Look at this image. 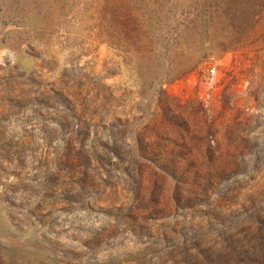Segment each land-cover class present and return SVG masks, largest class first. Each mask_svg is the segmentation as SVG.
Listing matches in <instances>:
<instances>
[{
    "label": "rangeland",
    "instance_id": "obj_1",
    "mask_svg": "<svg viewBox=\"0 0 264 264\" xmlns=\"http://www.w3.org/2000/svg\"><path fill=\"white\" fill-rule=\"evenodd\" d=\"M0 264H264V0H0Z\"/></svg>",
    "mask_w": 264,
    "mask_h": 264
}]
</instances>
